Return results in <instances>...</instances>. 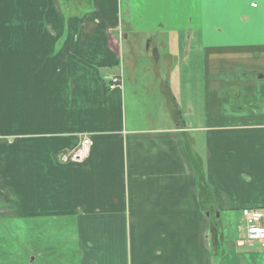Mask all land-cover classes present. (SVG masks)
Segmentation results:
<instances>
[{
    "label": "crops",
    "instance_id": "obj_1",
    "mask_svg": "<svg viewBox=\"0 0 264 264\" xmlns=\"http://www.w3.org/2000/svg\"><path fill=\"white\" fill-rule=\"evenodd\" d=\"M4 20L32 71L13 86L0 74V200L6 166L38 154L33 196L71 201L79 264H264L241 228L243 209L264 211V0H0ZM146 43L178 94L151 131L127 124L122 85L105 81ZM28 75L35 96L6 100ZM84 134L85 162L60 163Z\"/></svg>",
    "mask_w": 264,
    "mask_h": 264
},
{
    "label": "rangeland",
    "instance_id": "obj_2",
    "mask_svg": "<svg viewBox=\"0 0 264 264\" xmlns=\"http://www.w3.org/2000/svg\"><path fill=\"white\" fill-rule=\"evenodd\" d=\"M6 16L9 18L10 15L6 14ZM0 23L3 26L5 23L7 25L6 51L0 54V62L3 66L0 74L13 86L18 82L20 71L29 74L32 70L29 67L25 69L19 67L20 55L17 48L20 32L16 21L4 20ZM145 49L147 43L135 55L126 53L122 64L111 73H123L121 87L122 93L125 91L123 104L126 109L127 124L151 131L158 127L159 121H161L160 125L166 126L168 105L177 101L178 94L173 91V81L165 80L164 70L159 76L154 75ZM26 59L25 64L29 66L35 60V56L31 58V54L27 53ZM132 60L135 61L136 69H133ZM33 81L34 76L28 75L27 89L21 87L17 91L18 87H15L12 96L6 92L8 95L6 100L9 99L12 103L18 93L22 94L25 90L29 92V98L34 97ZM105 81L109 83V79ZM10 151L17 153L16 149ZM37 156L38 158L36 156L25 158L23 164L6 166V178L3 177L6 181L3 184L6 199L0 200V264H79L76 218L74 213H71L73 208L70 205L71 201L68 198H60L55 202L48 197L39 202L40 199L36 200L33 196L35 184H31L28 177L33 176V169L39 172V165L33 164L40 161L39 157L42 155L37 154ZM7 157L6 148H1L0 160ZM26 161L33 164H26ZM14 162H18V155ZM59 162L72 164L63 163L60 159ZM1 169L0 164V174ZM219 215L227 231L225 236L229 238L237 232L236 216L223 213Z\"/></svg>",
    "mask_w": 264,
    "mask_h": 264
},
{
    "label": "built area",
    "instance_id": "obj_3",
    "mask_svg": "<svg viewBox=\"0 0 264 264\" xmlns=\"http://www.w3.org/2000/svg\"><path fill=\"white\" fill-rule=\"evenodd\" d=\"M109 79L108 87L114 90L123 84V73L106 77ZM93 142L89 134H84L76 148L59 155L63 163L81 164L89 157ZM241 228L245 240L243 244L264 247V211L243 209L241 211Z\"/></svg>",
    "mask_w": 264,
    "mask_h": 264
},
{
    "label": "trees",
    "instance_id": "obj_4",
    "mask_svg": "<svg viewBox=\"0 0 264 264\" xmlns=\"http://www.w3.org/2000/svg\"><path fill=\"white\" fill-rule=\"evenodd\" d=\"M176 116H177V114H176ZM63 153H64V152H63ZM60 154H62V153H60ZM60 154H59V155H60ZM58 158H59V156H58ZM204 191H205V189H204ZM205 195H206V194H204V196H205ZM213 221H214V222H211V226H212V227H215L214 230H216L217 223H215V222H216V221H215V218L213 219Z\"/></svg>",
    "mask_w": 264,
    "mask_h": 264
},
{
    "label": "water",
    "instance_id": "obj_5",
    "mask_svg": "<svg viewBox=\"0 0 264 264\" xmlns=\"http://www.w3.org/2000/svg\"><path fill=\"white\" fill-rule=\"evenodd\" d=\"M217 216H218V214H217Z\"/></svg>",
    "mask_w": 264,
    "mask_h": 264
}]
</instances>
